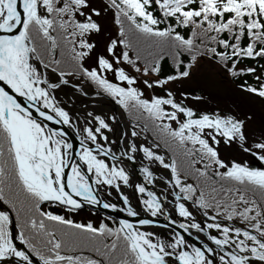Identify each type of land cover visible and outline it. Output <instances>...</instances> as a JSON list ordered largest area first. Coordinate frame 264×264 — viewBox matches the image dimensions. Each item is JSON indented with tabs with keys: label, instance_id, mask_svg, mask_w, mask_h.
<instances>
[{
	"label": "snow or ice",
	"instance_id": "obj_1",
	"mask_svg": "<svg viewBox=\"0 0 264 264\" xmlns=\"http://www.w3.org/2000/svg\"><path fill=\"white\" fill-rule=\"evenodd\" d=\"M108 9L114 10L118 36L106 46L109 55L97 54L93 59L96 46L90 37L101 31L93 16L99 17L101 11L91 0H0V201L15 213L13 220L8 210H0V260L216 264L215 256L219 264H264V168L225 162L218 151L221 140L252 151L245 146V120L218 112L198 113L172 91L145 97L136 86L138 77L122 66H132L142 77L156 74L151 82L142 81L149 89L190 77L192 67L204 56L222 64L233 77L255 74L256 68L238 64L244 58L264 60V0H108ZM163 54L170 56L175 72L159 78ZM182 57L189 62L185 64ZM141 60L143 67L138 64ZM260 68L264 73V65ZM70 77L80 81L73 85L76 92L98 98L97 112H87L84 125L58 98V92L70 85ZM255 78L256 86L241 87L264 99V82H260L264 77ZM109 99L129 115L139 114L130 134L124 132L119 142L106 134L114 133L117 123L115 114L104 111ZM139 116L167 138L165 146L169 141L175 145L168 162L155 151L160 144L145 146L132 139L140 135ZM47 122L73 129L79 150L74 151L64 128ZM147 128L145 123L143 130ZM254 148L264 161V139ZM139 153L143 182L133 180L136 173L125 163L136 164ZM154 163L170 169L167 179L155 174ZM158 180L165 184L163 194L148 187ZM112 190L122 207L104 201V194L111 196ZM85 202L148 218L94 226L41 207L47 203L75 211ZM197 211L206 219L197 222ZM157 217L168 221L162 225L166 234L145 228L153 226ZM177 227L189 236L191 230L203 233L215 247L197 246Z\"/></svg>",
	"mask_w": 264,
	"mask_h": 264
},
{
	"label": "rangeland",
	"instance_id": "obj_2",
	"mask_svg": "<svg viewBox=\"0 0 264 264\" xmlns=\"http://www.w3.org/2000/svg\"><path fill=\"white\" fill-rule=\"evenodd\" d=\"M91 2H96V1L91 0ZM96 5L99 6L98 2H96ZM102 29H103L102 33H108V35L115 34L114 26L108 20H104L102 22ZM95 56H96V52L93 51L92 53L93 59L95 58ZM88 63L91 64L92 60H89ZM211 63H213L211 60L197 61L191 71L190 77L180 78L175 82H169L167 85L163 87L154 86L153 88H156L155 90L157 91V92L154 91L155 94L158 93L160 95H165L166 91H172L174 97L177 100H183V102L187 106L192 107L194 110L207 112V113L213 111L212 113H214L215 107H217L219 114L229 112L230 115L245 120V128L248 135V141L245 146L250 147L252 149L251 152H245L238 142L232 144H225L223 140H221V142H223L227 148H231L233 152L232 157H234L236 161L247 162L248 165L254 164L256 167L264 168V161H260L258 159V155H257L258 150L254 148L255 143L264 139V101H260L250 97L249 99L242 98V96H249L250 94L236 92L233 89L234 86L232 87V85L229 84V79L221 72V70L217 67V65L214 63L212 65ZM122 66L125 67L126 71L132 73V71L129 69V67L126 64L122 63ZM107 75L109 76V79H112L111 73H108ZM69 79H70V85L65 86L63 92H58V98L64 101L70 113L73 114L74 119L76 117H79L77 123L80 125H84L87 112L91 111L94 114L97 112L98 98L94 97L92 94L88 96H84L76 92L73 85L79 84L80 83L79 79L75 77H70ZM136 86L141 89V91L144 93V96L146 97L151 96L150 89L144 87L140 80H138ZM235 89L237 88L235 87ZM182 94H186V95H182ZM194 97H200L201 99L197 100ZM105 103H104V111L107 112L109 115L115 114L117 117V122L118 121L120 122L121 120L120 115L109 106L111 103L109 101L108 103L107 102ZM132 126L133 124L130 123V126L129 127L126 126L125 129H128L131 132ZM114 127L116 128V124L114 125ZM62 128H64L67 131L68 137H70L71 135L74 136V133H76L73 129L69 127L66 128L65 126H62ZM137 131L139 130L137 129ZM106 134L109 136L110 139L116 140V131L114 133L106 132ZM132 139H134L138 144L142 143L145 146L150 145L148 143V140L141 133L138 137ZM126 143H125V147H126ZM155 151L159 152L160 154H163L165 156L166 162H168L169 160L168 155H166L164 152H161L158 149H155ZM142 156H143L142 153L138 154L137 164L139 166H140L139 160L140 158H142ZM257 160L261 162V164L257 163ZM145 163H147V161H145ZM151 167L155 171V174L158 177H163L165 179L168 178L169 170L163 169L158 163L152 164ZM135 173L136 175L133 176V180L136 182H143L142 173L141 175L140 172L138 171L137 172L135 171ZM158 182L160 186L165 187L163 180H158ZM148 187L150 188L149 185ZM125 191L130 193L132 190L125 189ZM112 192L113 194L111 196H107L104 199V201L110 202L108 200H115V203H117L119 206L122 207L123 205L119 200L116 192L114 190H112ZM136 203L137 202L133 200L134 206L136 205ZM83 212L86 214L87 218L92 217L91 220H95L97 222L100 221V217L98 216V218H96L95 215L93 214V210L91 211L83 210ZM195 216L197 218V222H201L206 219L202 217L201 213L198 211L195 212ZM83 221L85 222V220ZM86 221L88 220L86 219ZM207 222H211V221L209 220ZM240 226L243 225L241 224ZM145 228L146 229L159 228V230H153V229L150 230L157 233L165 234V232L160 230V226L158 225H153V227L145 226ZM210 234H216L215 230H211ZM201 235L203 236L204 242L209 243V241H207L206 239V236L203 234ZM209 245L215 247L214 245L211 244V242ZM216 264H219L218 260Z\"/></svg>",
	"mask_w": 264,
	"mask_h": 264
},
{
	"label": "trees",
	"instance_id": "obj_3",
	"mask_svg": "<svg viewBox=\"0 0 264 264\" xmlns=\"http://www.w3.org/2000/svg\"><path fill=\"white\" fill-rule=\"evenodd\" d=\"M95 1L98 2L99 6L96 5V2H91V5L93 7H95V8H97L98 10H100L101 11V15L99 17L93 16V19L94 20H97L100 23V25H102V22L104 20H108V21H110V22H112V23L115 24V22H114V10L113 9L105 10V6L108 3V0H95ZM153 8L155 9L156 6L153 5ZM85 11H87V9ZM154 14H157L158 15L159 14L158 10L156 12H154ZM115 26L119 30V25H116L115 24ZM162 27H163V25H162ZM178 30L184 31V32L187 31L186 29H178ZM95 35H97V34H93L90 37V41L91 42H94V39L97 42V45H96L97 49L95 51L99 52L101 50H104L105 47H104V44L103 43H105L107 41V37L104 38V34L103 33L100 34L99 36H95ZM102 46L104 48H102ZM120 47H121V50H122V46H120ZM58 50H59V53H60V49H58ZM151 51L154 54H160L157 49H151ZM130 55H133L134 56L135 53L134 52H130ZM142 55H145L146 56L147 53L146 52H142ZM163 55H164V59L161 60V72L159 74V78H163L165 75L174 74V72H175V66L172 63V60H171L170 56L168 54H163ZM67 56H68V53L66 52V54H65L66 59H67ZM208 58H209L208 56H204L202 58H198V60H203V59L206 60ZM148 59H151V57H148ZM182 59H184L185 64H187L189 62V58L182 57ZM210 59H212V60H214L216 62V65L220 68V70L229 78V80H230L229 82H231L232 84H234L237 87V89H239L237 91H240V90L242 91L243 88L241 87V85L242 84H245V83H247L249 85H252V86H256L258 84V82H257V80L255 78L257 75H260V76L264 77V73H262L261 68H260V65H264V60H259V58H257V60H259V63H257L256 60H252L250 58H244L238 64V67L239 68H243V67H246V66H251V67L256 68L257 71H256L255 74H246L245 73V74H241V75L235 76V77H233L222 64H220L219 62H217L213 58H210ZM138 64L141 67H143L144 61L141 60V61L138 62ZM127 66L132 71V73L135 76H137L138 78L148 79L150 82H151L152 79L154 80V79L157 78V75L156 74H150L147 77H142L141 74H138V73L135 72V70L132 68V66H130V65H127ZM260 82H264V79H262ZM142 84H143V82H142ZM143 86L146 87L144 84H143ZM150 92H151V96H153V95H160L158 93L155 94L153 88L150 89ZM242 98H245V97L242 96ZM126 114L130 118H132L134 120H136L135 118L139 115L138 113H135V112H133L132 115H129L128 112H126ZM138 121L140 123H142V124L147 123L148 124V128L147 129L149 130L151 136L156 141H158L159 143H161L164 147H166L169 150V152L171 153V155L173 154L172 151H170V148L175 147V145L172 144L171 141H169V145L168 146H165V140L167 138L165 136H163L162 134L157 133V131L155 130V128L153 127V125H152V123L150 121L146 120L145 117H143V116H139V120ZM172 123H173V127H176L175 122H172ZM218 151L220 153V157L223 160H225V162H228V161H231V160H235V158L232 157L233 152H232L231 148H227L223 142H221L220 145L218 146ZM231 158H233V159H231ZM177 159H178V161H181V162L184 161V158L182 156H180L179 153H177ZM257 163L261 164V162H259L258 160H257ZM196 166L197 167H202V165H196ZM249 166L250 167H256L254 164H251ZM256 168H260V167H256ZM189 182H191V181H189ZM41 207H42V210L53 211L55 214L63 215V216H65L67 218L66 214L68 213V210L66 208H64V207H60V206H57V205L49 206L47 203L42 204ZM74 222H76V221H74ZM101 223H106L109 226H118L117 223L116 224H113V220L112 219H109V218H106V217H104V219L101 221ZM107 242H110V240L107 241Z\"/></svg>",
	"mask_w": 264,
	"mask_h": 264
},
{
	"label": "water",
	"instance_id": "obj_4",
	"mask_svg": "<svg viewBox=\"0 0 264 264\" xmlns=\"http://www.w3.org/2000/svg\"><path fill=\"white\" fill-rule=\"evenodd\" d=\"M34 114H35V113H34ZM47 123L49 124V126L53 127V126L50 124V122H47ZM74 151H75V150H74ZM86 205H88V204L86 203ZM88 206L93 207L92 205H88ZM94 208H96V209H98V210H100V211H102V212H104V213H106V214H108V215H110V216H112V217H115V218L118 219V220H120V219H128V220H130V222H133V223H136V222L138 221L139 218H148L147 216H141V217H129V216H127V215H123V214H121V213L114 212V211L109 210V209H105V208H103L101 205L95 206ZM0 210H8V209H7L3 204L0 203ZM8 211H9V210H8ZM9 212H10V211H9ZM10 215L12 216V218H13V220H14V217H13V215H12L11 212H10ZM153 219H154V221H155V224L164 225V224L168 223V221H166L163 217H157V218H153ZM176 230H177V231H181L182 234H184V235L186 236V238H187L188 240H190V242L196 244L197 246H202L201 243H200V241H199L198 238L195 236V234H194V232H193L192 230H191L192 235H190V236H189L187 233H183V230L179 229L178 227L176 228ZM9 261H10V262H11V261H16L17 263H19L18 260H17V258H13V260L10 259ZM36 263H38V262H36Z\"/></svg>",
	"mask_w": 264,
	"mask_h": 264
},
{
	"label": "bare ground",
	"instance_id": "obj_5",
	"mask_svg": "<svg viewBox=\"0 0 264 264\" xmlns=\"http://www.w3.org/2000/svg\"><path fill=\"white\" fill-rule=\"evenodd\" d=\"M105 103V102H104ZM106 104V103H105ZM119 124H120V126H119ZM125 127H126V123L124 122V121H122L121 123L120 122H118L117 124H116V128H117V132H118V136H119V138L117 139V141L119 142L120 141V139H121V135L125 132ZM124 139V138H123ZM125 140V139H124ZM125 163L126 164H128L129 165V169H134V171H138L139 172V168H140V166L137 164V162H136V164H131L130 162H128V161H125ZM140 175H141V173H140ZM143 176V175H142ZM156 185H157V187L159 188V190H160V192H161V194H163V191H164V188L162 187H160V185H159V183L157 182V183H155ZM153 190V189H152ZM154 191H156L157 193H158V191L157 190H154ZM169 199H171V197H169ZM169 207H170V205H169ZM176 218H178V217H176ZM199 235H197V236H200V233H198ZM202 237V236H201ZM203 238V237H202ZM16 243H18V241L16 242Z\"/></svg>",
	"mask_w": 264,
	"mask_h": 264
}]
</instances>
